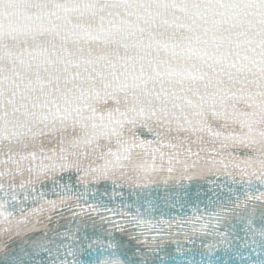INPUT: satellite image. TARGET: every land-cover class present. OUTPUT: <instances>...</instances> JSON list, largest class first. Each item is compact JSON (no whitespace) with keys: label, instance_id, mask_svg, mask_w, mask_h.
Masks as SVG:
<instances>
[{"label":"snow or ice","instance_id":"1","mask_svg":"<svg viewBox=\"0 0 264 264\" xmlns=\"http://www.w3.org/2000/svg\"><path fill=\"white\" fill-rule=\"evenodd\" d=\"M0 264H264V0H0Z\"/></svg>","mask_w":264,"mask_h":264}]
</instances>
